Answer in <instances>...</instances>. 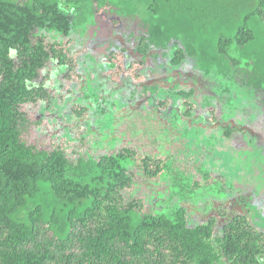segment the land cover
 <instances>
[{
    "label": "trees",
    "instance_id": "trees-1",
    "mask_svg": "<svg viewBox=\"0 0 264 264\" xmlns=\"http://www.w3.org/2000/svg\"><path fill=\"white\" fill-rule=\"evenodd\" d=\"M104 8L119 34L94 38ZM75 49L80 82L48 95L41 73L64 88ZM114 54L145 81L109 93ZM37 104L47 149L22 139ZM202 140L261 162L228 184ZM0 264H264V0H0Z\"/></svg>",
    "mask_w": 264,
    "mask_h": 264
},
{
    "label": "rangeland",
    "instance_id": "rangeland-1",
    "mask_svg": "<svg viewBox=\"0 0 264 264\" xmlns=\"http://www.w3.org/2000/svg\"><path fill=\"white\" fill-rule=\"evenodd\" d=\"M110 16H113L111 13L110 15L107 14V10L104 9H97L96 10V25L95 27H93V29H90V34L92 36H94V38H105V37H115L119 34V28L115 25V19L114 18H110ZM114 20V21H113ZM84 51V50H83ZM83 51L81 49H75V51H73L72 55H70V60H69V64L70 65V72H68L66 75L64 74L66 81H65V87H60L57 88L58 86H60L61 83H58V78L59 75L61 74V70L59 69H55V65L52 64L53 66L51 67V69L47 68L46 71L42 72L38 81L36 82L37 85L42 84L47 92L48 95H51L53 97H55L57 91L56 90H62V93L64 94H68L70 86H74L77 85L80 82V79L77 75V71L80 72L82 70V66L77 67V63L79 62V60L82 59V55H83ZM96 52H101L102 50H97ZM76 55H75V54ZM110 60L114 65H116V68L113 70H110L108 72H106L105 74L100 75V79H98L99 82H101L102 84H104V86H106L109 90V93H111L112 90H128L129 88H132L134 86H136L135 84H142L145 81V76L144 73L147 71V68L144 67L143 65L141 66V64L137 61V60H131L129 61V66L125 67L122 56L119 54H114L110 56ZM77 62V63H76ZM143 71V72H142ZM61 76V75H60ZM203 82L204 79L202 80ZM203 85V83H202ZM89 90H91L90 87H88ZM88 90L85 89V93H87ZM120 95H116L114 94V97L119 99L120 101H124L126 98V92L124 93H119ZM122 96V98L120 97ZM55 99V98H54ZM61 99V98H59ZM47 101V100H46ZM197 101H193L191 100V109L193 110V112L195 113L199 107V104L197 105ZM44 103V102H43ZM38 105V106H37ZM35 106H31L30 109L27 106H23L22 107V112H25V116L27 118L28 124L25 126V130L24 133L22 134V139L24 141L27 142V144H33L34 146L40 148V149H47L50 145L51 142H49V139L47 137H45V135L43 134L44 132H40L42 127L44 126V124L48 123V119H43L45 120L44 123H42V125L40 127H37L35 125V123L37 121H39V119H42V116L40 115L41 112L39 111V107L40 105L37 104ZM164 108L165 107H169V105H171L172 111L174 110V113H176L177 115H180V113H183L184 110L182 109V105H183V101H179V102H174V103H170L169 101H164L163 102ZM196 105V106H195ZM53 106V104H52ZM54 107V106H53ZM49 108V106H48ZM51 108V105H50ZM185 109H187V107H185ZM211 116H202L203 120H206L207 117H209L211 120L214 118V113L210 112ZM41 118H40V116ZM204 143H202V147L207 148V150H210L211 148L213 150H215V154H214V160L212 162H210L209 164V170H207L206 166L207 164L205 163L204 167L205 170L209 171V173H213V170L215 171L216 174L219 173V175H223L228 181V184L230 183H235L238 181V174L240 172H248L246 173V175L249 176V178H251L250 176L253 175V169H252V163H256V160L258 161V164L261 162V160L259 158L262 159V157L260 155H258L259 152H253L250 153V151L248 150L246 153L243 154H238V155H229L227 153L226 150H221L219 149L218 146H216L213 143H205L204 140H202ZM206 144V145H205ZM180 143L177 145H174L175 147H179ZM222 146H224L222 144ZM214 147V148H213ZM205 148H200L197 149L198 152V160L197 158H194V162L197 163L202 161V151H205ZM195 149V148H192ZM211 149V150H212ZM162 157V155H161ZM195 157V156H194ZM200 157V158H199ZM163 158V157H162ZM160 159V158H159ZM190 163L193 162V159L189 158ZM188 160V162H189ZM156 161V160H155ZM187 161V160H186ZM252 169V170H251ZM134 172H138V169L133 170ZM136 176V177H135ZM135 183H136V187H133L132 190H137L136 191L138 194L136 195L137 198L143 197V192H146V188L143 184V182H141V177L138 175H135ZM246 177V176H245ZM198 178V176H197ZM248 178V180H246V182L253 184L252 181H250ZM253 179V178H252ZM231 181V182H230ZM254 182H256L254 180ZM255 184V183H254ZM219 184H210L207 187L204 188L205 190V194L202 192V199L207 200V198H212L213 200H216L218 203L222 200H224L226 197H224L223 194L219 195L217 194V190L218 189ZM220 191V190H219ZM134 192V191H133ZM136 194V193H135ZM208 194V195H207ZM207 195V196H205ZM235 196H242V197H248L249 201L251 202L250 206H259V204L256 202L257 200H261L260 198H254L253 196H251L249 193L247 192H242L241 190L236 189L235 191ZM205 196V197H204ZM233 197V195H232ZM235 201L231 200V203H227L226 205L222 206V208H219V214L221 216L220 218V222L223 223L225 221L230 220V218L232 216H235L237 213L232 212V209H234V206H230L231 204L234 205L236 204ZM204 204H202V208H203ZM206 206H204L205 208ZM225 211V212H224ZM252 211L258 212V210L256 208H252ZM262 216V214H261Z\"/></svg>",
    "mask_w": 264,
    "mask_h": 264
}]
</instances>
